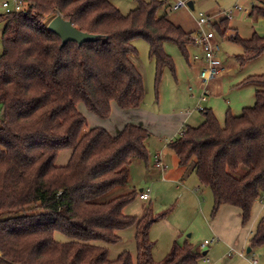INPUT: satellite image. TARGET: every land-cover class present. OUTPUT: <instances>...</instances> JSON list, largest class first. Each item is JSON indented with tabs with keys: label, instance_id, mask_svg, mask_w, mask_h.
I'll use <instances>...</instances> for the list:
<instances>
[{
	"label": "trees",
	"instance_id": "16d2710c",
	"mask_svg": "<svg viewBox=\"0 0 264 264\" xmlns=\"http://www.w3.org/2000/svg\"><path fill=\"white\" fill-rule=\"evenodd\" d=\"M23 1L26 14L0 16L6 23L0 57V264H199L204 255L187 242L174 244L162 262L153 259L150 231L166 214L156 216L150 206L141 218L126 216L136 193L100 201L127 183L135 161L148 163L149 131L131 123L115 135L99 126L85 131L80 111L84 107L106 121L114 104L121 111L143 108L146 87L130 58L137 55L133 41L148 43L159 84L165 67L175 73L164 44L176 43L189 62L193 34L158 17L161 0H140L128 15L113 0ZM58 15L96 40L62 46L47 30ZM249 16L264 23V5L253 6ZM211 29L224 37L230 21L212 23ZM233 41L243 49L241 65L264 53V36L257 33L248 40L237 34ZM244 83L260 87L254 107L240 116L229 111L224 125L212 110H202V125L185 126L168 147L179 167L192 166L199 185L210 189L212 217L222 206L233 207L246 226L264 195V75ZM66 149L70 159L59 167L55 162ZM130 228L136 230V261L129 252L110 260L107 246ZM56 232L72 241L55 240ZM249 248H264V220Z\"/></svg>",
	"mask_w": 264,
	"mask_h": 264
},
{
	"label": "rangeland",
	"instance_id": "374dc122",
	"mask_svg": "<svg viewBox=\"0 0 264 264\" xmlns=\"http://www.w3.org/2000/svg\"><path fill=\"white\" fill-rule=\"evenodd\" d=\"M140 0H113L114 6L123 14L128 15L138 8ZM149 1V0H144ZM164 2L163 7L158 11V17L167 16L176 26H180L189 34L201 32L198 28L197 21L199 14L212 19V23L225 19L223 12L229 11L235 6L242 9L234 12L232 20H230V29L227 30L224 37L218 35L216 31L215 40L220 45V58L225 69L222 75L223 87L216 93L211 90V84L206 87V96L202 100L205 84L200 77L201 69L193 71L190 63L195 62L194 57L199 56L198 49L188 47L189 62L183 55L180 47L173 42L164 44V50L169 55L175 65V73L169 67L163 69L161 81L156 83L157 67L156 61L150 57V48L146 41L135 39L133 45L137 50V55L130 56L139 72L142 74L146 95L143 104L144 111L150 117L156 120L149 129V138L147 147L149 151L148 163L140 162L138 165L131 167L130 176L127 183L123 186L115 188L112 192L103 196L100 201L106 202L115 197V195H128L136 193L135 199L125 208L124 214L130 217L141 218L146 214V210L151 206L156 216L166 214L157 220L153 226L151 238L155 242L153 250V259L160 263L173 250V245L183 246L186 242L193 245L196 252L203 254L208 251V255L200 259L199 264H206V259H212V264H251L249 260H257L259 264H264V249L257 248L253 252L247 254L245 249V257L241 256L242 247L236 248L235 239L234 248L219 240L217 234H213L210 224L216 220L212 217L213 196L208 188L199 185L198 179L194 174H186L184 181H176L175 183L163 180L162 172L158 170L153 175V165L156 163L155 156L160 151L164 152V163L168 166L167 170L178 168V159L174 152L168 147L169 141L176 139L179 134L172 137L170 128L163 127V120L174 118V115L186 116L185 126L193 128L199 127L205 118L198 108L203 110H212L215 117L221 125L226 122V115L230 111L234 116H240L244 109L252 108L256 104V91L260 89L256 85L245 84V80L249 77L264 75V53L258 58L251 60L244 65L238 62V58L243 55L242 47L233 41L235 35H239L242 39L248 40L253 34L257 33L264 36V23L260 17H250V11L253 6H263L264 0H161ZM188 2L195 4L194 11L187 6ZM178 3H184L179 9L174 10V6ZM0 0V16L5 15ZM243 14L245 16L243 17ZM241 15V16H240ZM5 22L0 21V57L3 54L2 34L5 28ZM205 33L209 32L207 26L204 27ZM199 54V55H198ZM227 63V64H226ZM227 65V67H226ZM111 114L110 122H108V130L114 131L115 125H124L126 118L120 120L119 109L114 107ZM80 111L87 119L85 131L99 125L102 122L95 115H92L80 107ZM113 111V110H112ZM113 115V116H112ZM3 118V110L0 105V120ZM191 118V119H190ZM106 122V121H104ZM107 123L102 124L105 126ZM125 126V125H124ZM116 132V131H114ZM71 150H62L56 160L57 166H66ZM173 170V171H174ZM179 173L183 171H178ZM189 180V181H188ZM195 183V186H192ZM181 188V189H180ZM150 189L151 200L142 201L139 198L140 190ZM180 189V190H179ZM197 190V191H196ZM191 192L186 195L185 192ZM184 194V197H180ZM188 194V193H187ZM256 214L252 216L250 222L242 225L245 229L244 234L252 232L261 220H264V202L258 201L254 209ZM217 221V220H216ZM248 230V232H247ZM135 228H130L120 233L121 241L115 245L107 246L103 242H96L98 246H107L109 249V259L114 261L124 252H129L134 261L137 259V245L135 242ZM248 237V235H247ZM55 240L65 243L72 241L71 238L55 233ZM209 242L210 245L201 249L202 244ZM218 241V242H217ZM200 247V250L197 247ZM224 246V247H223Z\"/></svg>",
	"mask_w": 264,
	"mask_h": 264
},
{
	"label": "crops",
	"instance_id": "0c3cea01",
	"mask_svg": "<svg viewBox=\"0 0 264 264\" xmlns=\"http://www.w3.org/2000/svg\"><path fill=\"white\" fill-rule=\"evenodd\" d=\"M194 6H195V4H194ZM240 13H242V12H240ZM244 16H245V14H243V17ZM195 34L196 33H193V36H195ZM190 47H192V49H198V51H200V53H199L200 55L198 54L199 55L198 57H200V59H198V60L194 59L195 62L193 64L190 63L191 68H196L193 71H197L198 69L202 70L205 67L206 62L203 60L204 57H203V53H202L200 47L197 45L196 42H195L194 45H192ZM222 67H223V65H222ZM226 67H227V65H226ZM223 69H224V71L213 82H210L211 90L215 91L216 93H218V91L223 87V81L224 80H222V75L224 74L226 68L223 67ZM210 84H209V86H210ZM114 107H117V106L115 104L113 105V108H112L113 111L112 112L115 111ZM146 113L147 112L144 111V108L137 109V110H130V111H121L120 110L119 111V118H120V120H123V119L126 118V123L124 125H126L128 123L135 124V125H140V126H142L143 128H145L146 130L149 131L151 125L156 120H154L152 117H150ZM111 118L112 117H110V119ZM110 119L106 120V122H104V121L99 122L98 123L99 125H97V126L104 127L107 131H109L107 128H108V122H110ZM186 120H187L186 116L178 117V116L174 115V118H170V119H167V120L164 119L163 120V127L170 128V132L169 133H172V137L171 138H173L174 136H176V134H179L180 132H182ZM203 121H204V119H203ZM104 123H107V124L105 126H103L102 124H104ZM124 125L123 126L122 125L119 126V124H117L113 128V130L116 131V132H114V131H112V132L109 131V132L111 134L115 135V134H117V133H119L121 131V129L124 127ZM163 157H165V154H164V152L160 151V153L156 154L155 160H157V158H161L163 160ZM140 162L141 161H135L132 166L138 165V164H140ZM155 164L156 163H154L153 170L151 171V173L153 175H156L157 172H158V169L155 168ZM173 170L174 169H172V172H169V170H166V172L164 174L162 173L163 180H169L170 179L168 182L175 183L176 181H181V180L184 181L186 174H189V173L190 174H194L192 166L188 170L182 169L179 166H178V168L176 170H174V171ZM179 170L183 171V172L179 173L178 172ZM192 186H195V183ZM185 193H186V195H191L190 191L185 192ZM117 196L118 195H115V197H117ZM119 196H121V195H119ZM115 197H113V198H115ZM180 197H184V194H181ZM150 200H151V196H150ZM256 204L254 205L253 210H252V211H254L253 212V216H254V214H256V211L254 210L255 207H256ZM240 215H241L240 210H238L236 208H233V207H229V206H222L219 209V212L217 213V217H216L217 221L215 220L213 222V224H210V227H211V229L213 231V234H217L219 236L218 237V238H220L219 240H222L225 243L228 242V243H226V245L230 244L232 248H234L235 239L238 238V240L235 243L236 244V248L239 249L240 247H242L243 248V250L241 251V253H242V252L245 251V249L247 247H248L247 250L249 249V239L252 236V234L255 231V229L252 230V232H250V233L244 234L243 231L245 229L241 228V222H240L241 221V216ZM238 216L240 218V221H239ZM152 230H153V227L151 228V231H150V238H151ZM247 232H248V230H247ZM247 235H248V237H247ZM151 240L153 241V238H151ZM230 245H228V246H230ZM154 247H155V242H154ZM197 248L200 250L199 246ZM153 250H154V248H153ZM247 250H246V252H247ZM253 251H251V252H253ZM205 253H206V255H205ZM203 255H204V257H206L208 255V251L204 252ZM208 260L212 264V259H208Z\"/></svg>",
	"mask_w": 264,
	"mask_h": 264
},
{
	"label": "built area",
	"instance_id": "2783aa9c",
	"mask_svg": "<svg viewBox=\"0 0 264 264\" xmlns=\"http://www.w3.org/2000/svg\"><path fill=\"white\" fill-rule=\"evenodd\" d=\"M2 1V8L5 10V14H19V13H27L28 7L27 3H25L23 0H1ZM184 3H178L176 6H174V10L179 9L181 6H183ZM239 11L242 12V9L239 6H235L229 11L223 12L220 15H224L225 19L228 21L232 20V17L234 15V12ZM198 28L201 30V32H197L193 38L195 39V42L200 47L202 53H203V60L206 62L205 67L203 68L200 77L203 80L205 84L204 92L202 95V100H204V97L206 96V87L210 82H213L223 71L222 62L220 58L221 54V48L220 45L215 40V34L212 31V19L209 17H205L203 14H199V19L197 21ZM207 26L209 29L208 33H205L203 31L204 27ZM195 60L200 59V57L196 56L194 58ZM199 111H202L203 108L199 107ZM179 134L182 135V132ZM172 141V140H171ZM169 141L168 143H171ZM168 166L165 165L164 161L161 158H157L155 168L161 171L163 174L166 172ZM151 190L145 189L140 192V199L142 201H149ZM261 203L264 202V195L260 200ZM209 242H205L202 244L201 249L209 246ZM242 257H245V254H241ZM251 264H258V261L253 259L249 260ZM206 264H211L208 259L205 260Z\"/></svg>",
	"mask_w": 264,
	"mask_h": 264
},
{
	"label": "water",
	"instance_id": "95a60500",
	"mask_svg": "<svg viewBox=\"0 0 264 264\" xmlns=\"http://www.w3.org/2000/svg\"><path fill=\"white\" fill-rule=\"evenodd\" d=\"M187 6L190 10L194 11V3L188 2ZM48 31L54 33L62 41V46L67 45L70 42L83 45L85 43L94 42L96 37L91 34L83 33L75 28L71 22L66 21L62 16H56L48 25ZM142 191V190H140ZM251 253V249L247 250V254ZM206 255V253H205Z\"/></svg>",
	"mask_w": 264,
	"mask_h": 264
}]
</instances>
